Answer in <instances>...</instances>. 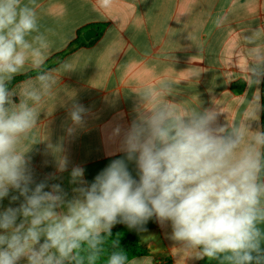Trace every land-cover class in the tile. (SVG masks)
Here are the masks:
<instances>
[{
  "label": "clouds",
  "instance_id": "obj_1",
  "mask_svg": "<svg viewBox=\"0 0 264 264\" xmlns=\"http://www.w3.org/2000/svg\"><path fill=\"white\" fill-rule=\"evenodd\" d=\"M113 0H98L109 8ZM218 17L216 24L223 23ZM51 42L40 29L33 0H0V200L23 197L18 207L0 212V264H98L116 224L144 231L153 218L171 226L170 238L196 259L216 264H264V110L259 96L239 120H221L215 106L188 107L173 101L169 82L135 93L130 124H117L110 139H119L113 160L90 184L84 169L75 167L71 182L76 195L66 199L59 184L45 191L35 187L28 153L37 143L34 130L39 105L53 94L57 71H73L68 62L47 70ZM255 52V50H254ZM30 67L37 74L18 88L13 79ZM246 80L249 87L264 81V56L256 54ZM87 110L73 104L76 126ZM257 127L253 128V123ZM74 129H69V133ZM44 141V140H43ZM58 170L67 160L60 149ZM136 166L138 179L128 168ZM104 264H141L130 260L112 241Z\"/></svg>",
  "mask_w": 264,
  "mask_h": 264
},
{
  "label": "crops",
  "instance_id": "obj_2",
  "mask_svg": "<svg viewBox=\"0 0 264 264\" xmlns=\"http://www.w3.org/2000/svg\"><path fill=\"white\" fill-rule=\"evenodd\" d=\"M33 6L40 29L51 42L45 64L52 66L47 70L59 69L64 62L73 67L68 73H53L57 85L38 107L37 143L28 153L33 188L44 182L45 191H50L53 184H59L66 199H72L73 189L81 186L71 182L73 168H83V179L90 184L113 160L124 158L117 151L119 139L109 138L112 129L130 124L135 93L161 81L171 84L173 101L188 107L215 106L224 113L221 120L225 116L229 122L241 118L254 96L263 105L264 81L249 87L246 80L256 54L264 56V0H113L109 8L101 7L98 0H33ZM218 17L224 18L219 25ZM89 29L97 31L91 45L58 57L79 32L83 36ZM33 72L28 67L16 77ZM36 74L16 81L11 88ZM74 103L87 110L81 126L74 125L69 116ZM263 111L259 114L261 130ZM69 129L74 131L70 134ZM49 144L66 158L63 172ZM128 168L138 179L135 164L128 162ZM13 195L19 194L13 191L0 200V212L23 202V197L12 201ZM144 228L138 231L139 240L150 255L132 260L216 264L207 258L196 259L194 250L173 241L170 224L161 227L153 218Z\"/></svg>",
  "mask_w": 264,
  "mask_h": 264
},
{
  "label": "trees",
  "instance_id": "obj_3",
  "mask_svg": "<svg viewBox=\"0 0 264 264\" xmlns=\"http://www.w3.org/2000/svg\"><path fill=\"white\" fill-rule=\"evenodd\" d=\"M82 31L79 32V37L71 43V45L68 47V49L58 55V57H63L70 52L74 51L76 48L84 45H91L95 39L85 42L84 38L82 36ZM101 34V33H100ZM99 34V35H100ZM52 66V64L49 62L45 64V68L48 69ZM36 73V72H33ZM33 73L23 75L20 77H16L13 79V81L10 84V87L19 80H22L26 78L29 75H32ZM264 105V92H263V101ZM264 130V111H263V128ZM118 240L120 248L124 250V252L128 255L129 259L132 260L136 257H145L149 256L150 252L149 249L146 248L144 245L141 244L139 240L138 231L136 229H129L127 225H122L119 227H116L112 229V235L110 238H108L104 244V253L102 254V257L100 261H98V264H104V261L106 260L107 256L111 253L112 249V241Z\"/></svg>",
  "mask_w": 264,
  "mask_h": 264
},
{
  "label": "water",
  "instance_id": "obj_4",
  "mask_svg": "<svg viewBox=\"0 0 264 264\" xmlns=\"http://www.w3.org/2000/svg\"><path fill=\"white\" fill-rule=\"evenodd\" d=\"M96 35L97 31L95 29H89L83 33V38L85 39V41L89 42L90 40L95 38Z\"/></svg>",
  "mask_w": 264,
  "mask_h": 264
}]
</instances>
